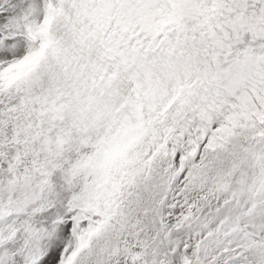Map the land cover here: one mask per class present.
<instances>
[{
    "label": "snow or ice",
    "instance_id": "obj_1",
    "mask_svg": "<svg viewBox=\"0 0 264 264\" xmlns=\"http://www.w3.org/2000/svg\"><path fill=\"white\" fill-rule=\"evenodd\" d=\"M0 264H264V0H0Z\"/></svg>",
    "mask_w": 264,
    "mask_h": 264
}]
</instances>
